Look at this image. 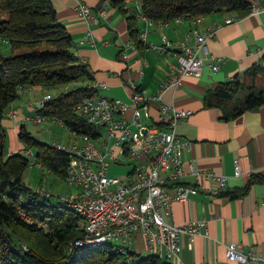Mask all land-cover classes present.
<instances>
[{
  "label": "crops",
  "instance_id": "1",
  "mask_svg": "<svg viewBox=\"0 0 264 264\" xmlns=\"http://www.w3.org/2000/svg\"><path fill=\"white\" fill-rule=\"evenodd\" d=\"M79 1L52 0L58 19L72 34L73 52L88 65L92 73V80L83 81V84L105 83L106 87L98 88L99 95L129 102L133 95L132 82L150 94L158 93L162 81L169 76V64L177 61L179 52L176 42L185 33L192 29L205 31L213 22L223 21L230 15L238 16V20L223 25L208 40L210 53L225 57L221 68L218 71L205 68L200 77L187 75L182 84L163 93V101L193 110L191 116L177 127L180 135L191 142L188 148L182 150L185 165L194 162L201 170L229 177L226 185L221 187L214 179L196 177L187 171L182 182L198 185L201 189L186 201H175L172 215L167 220L172 223H183L191 218L207 220L209 237L197 236L189 245L187 234L181 235V264H237L226 258V244L231 241L245 248L264 251V182L252 184L246 194L237 198L227 194L228 191L244 187L252 173L264 174V105L226 118L223 107L207 106L204 100L208 90L237 75L248 85L264 87V84H258L260 80L264 83L263 74L255 79L246 74L248 69L264 58V8L258 13L251 10H223L205 15L200 22L187 17L181 21H169L168 24L156 21L148 26L144 16L136 15L137 0H125L123 4H111L107 16L102 17L99 24H90L78 14ZM82 1L87 2L93 11L102 4V0ZM259 4L264 7V0H260ZM131 15H134L132 20L139 31L148 27L146 41L140 39V32L136 38L131 35ZM6 16V12L0 11V18ZM164 38L172 42L164 50L151 47V43L158 46L164 44ZM0 47L10 53L18 51L1 37ZM124 50L128 53L127 58L122 56ZM73 86L70 83L57 89L68 90ZM46 88L41 85L24 88L20 97L8 107V110L18 109L17 116L6 113L2 119L7 132L8 154L23 152L26 148L35 153V148L28 147L18 134L22 123L27 127L25 116L42 113L36 104ZM159 104L158 100L150 104L152 118L147 119L148 123L157 116ZM75 140L78 139L73 133L71 141ZM236 158L241 163L242 173L239 176L235 175ZM139 239L142 249H145L140 235L136 241ZM135 250L141 249L135 247Z\"/></svg>",
  "mask_w": 264,
  "mask_h": 264
},
{
  "label": "built area",
  "instance_id": "2",
  "mask_svg": "<svg viewBox=\"0 0 264 264\" xmlns=\"http://www.w3.org/2000/svg\"><path fill=\"white\" fill-rule=\"evenodd\" d=\"M260 0H251L250 9L254 13L263 10ZM111 0H102L101 6L93 11L85 1L78 3V14L90 24H99L110 9ZM137 16H144L137 1ZM205 15L189 17L196 22ZM147 25L156 21L144 16ZM187 17H178L181 21ZM238 20L237 15H230L223 21L213 22L205 31L192 29L177 42V61L168 66L169 76L162 81L157 94H150L146 89L131 83L133 95L131 101L118 97L95 95L87 97L73 107V111L96 125L100 134L93 138L88 133L73 132L78 140L70 143H53L58 149L70 154V163L65 180L78 187L76 195L60 197L59 203L74 209L84 220L85 231L70 243V250L75 246L112 243L121 250H135L134 241L140 235L145 249L150 254L181 264V235L187 234L192 244L200 235L209 237L207 220L191 218L183 223L169 222L175 201H186L191 194L199 192L201 187L182 182L186 172L196 177H207L218 181L224 187L228 181L225 174L199 169L194 162L186 166L182 159V150L191 142L180 135L178 125L191 116L192 109L177 107L163 101V93L168 88L182 84L187 75L200 77L205 68L218 71L225 62L223 55L212 54L208 40L213 38L220 27ZM168 24L169 21H158ZM91 35V31H89ZM148 27L140 31V39L146 41ZM172 42L164 38V44L151 43L154 50H164ZM122 56L127 58L126 50ZM97 89L106 87L105 83L94 85ZM22 91V90H21ZM47 92L37 100L44 106L53 99ZM160 101L157 116L152 118L151 103ZM7 115L17 116L18 109L11 108ZM57 117L44 113L27 115L25 121L43 122ZM72 132V131H71ZM31 164H37L35 153L29 148L23 151ZM120 156L132 161L126 177L110 176L112 163L121 164ZM40 164V163H39ZM235 175L242 173L238 158L234 161ZM171 187V189L169 188ZM43 196L52 194L42 188H33ZM27 250V245L23 244ZM226 258L237 264H264V251L245 248L242 244L231 241L226 244Z\"/></svg>",
  "mask_w": 264,
  "mask_h": 264
},
{
  "label": "trees",
  "instance_id": "3",
  "mask_svg": "<svg viewBox=\"0 0 264 264\" xmlns=\"http://www.w3.org/2000/svg\"><path fill=\"white\" fill-rule=\"evenodd\" d=\"M141 12L152 21H172L178 17L210 15L223 10H249L251 0H137ZM125 0H111L113 5ZM0 37L18 50L5 54L0 50V264H177L148 253L121 250L112 243L75 246L70 243L84 234V220L71 207L35 191L23 180L30 159L23 152L7 153V132L2 119L12 102L29 86L57 88L73 83L42 106V113L57 117L72 132L88 133L96 138L98 127L76 114L73 107L87 97L98 94L88 68L73 50V37L58 19L52 0H0ZM129 16L131 35L139 28ZM246 74L251 78L264 75L263 61L255 63ZM245 98L236 101L241 88ZM207 106L223 107L226 118L264 105V87L238 78L222 81L205 94ZM18 137L35 148V157L47 170L66 177L70 154L53 143L36 139L22 123ZM264 182V174L252 173L242 188L228 191L231 198L246 194L254 183ZM27 245V250L23 248Z\"/></svg>",
  "mask_w": 264,
  "mask_h": 264
},
{
  "label": "rangeland",
  "instance_id": "4",
  "mask_svg": "<svg viewBox=\"0 0 264 264\" xmlns=\"http://www.w3.org/2000/svg\"><path fill=\"white\" fill-rule=\"evenodd\" d=\"M0 50L5 54H11L10 51H5V49ZM264 84L261 80L258 84ZM247 86L248 84L245 83ZM261 86V85H260ZM263 86V85H262ZM58 88V87H57ZM57 88L50 87L43 91L40 98L47 92H50L53 96L58 94ZM248 93L247 87L241 88L236 96V101L245 98ZM39 110L42 106L36 104ZM27 125V130L38 140L49 142V143H69L73 138V132H71L63 122L54 121L50 118L43 122H32L25 121ZM123 162L121 164L112 163L109 171L110 176H117L119 178H125L128 171L131 169L132 161L126 157L122 158ZM23 180L32 188H42L52 194V199L54 201H59L60 197L76 195L79 192L77 186L69 184L64 177L54 173L43 170L39 163L30 164V166L23 173ZM135 247L141 249L137 251L141 256L147 255L149 252L146 249H142V242L139 239L134 241Z\"/></svg>",
  "mask_w": 264,
  "mask_h": 264
}]
</instances>
